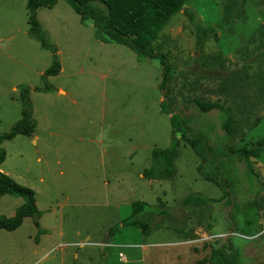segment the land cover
Listing matches in <instances>:
<instances>
[{
    "label": "rangeland",
    "instance_id": "374dc122",
    "mask_svg": "<svg viewBox=\"0 0 264 264\" xmlns=\"http://www.w3.org/2000/svg\"><path fill=\"white\" fill-rule=\"evenodd\" d=\"M26 2L0 0V134L20 119L21 85L31 88L36 128L0 144V171L34 191L43 233L30 217L0 229V264H209L211 242L230 237L227 252L242 247L246 264H264V149L247 160L227 152L264 138V0H189L184 9L202 25L232 22L201 50L184 10L169 19L154 43L176 70L169 114L160 107L159 61L96 40L92 20L81 21L65 0L37 9L61 68L47 77L49 92L34 90L45 86L52 54L28 35ZM172 113L209 143L195 151L179 139L175 174L147 179L151 150L169 145ZM198 166L220 169L227 193ZM189 194L207 203L185 208ZM136 201L172 214L143 236L122 226ZM22 203L0 196V216Z\"/></svg>",
    "mask_w": 264,
    "mask_h": 264
},
{
    "label": "trees",
    "instance_id": "16d2710c",
    "mask_svg": "<svg viewBox=\"0 0 264 264\" xmlns=\"http://www.w3.org/2000/svg\"><path fill=\"white\" fill-rule=\"evenodd\" d=\"M57 0H27V23L28 35L35 39L41 48L49 50L52 54V62L46 68L41 76L45 81L43 88L35 87L36 91L49 92L52 87L47 82L48 76H55L60 72V61L57 50L50 43L46 31L42 28L37 19V9L40 7L51 8ZM71 8L79 15L81 21L92 20L93 36L96 40L104 43L120 44L130 48L136 55L139 62L145 59L158 60L162 67V79L158 88L162 93L163 99L160 102L161 112L171 113L167 102L166 89L176 73V70L168 62L166 54L157 50L155 41L167 24L169 19L177 12L184 10L188 19L191 21L195 32V45L202 49L206 41L215 36L221 26H230L231 21L224 18L216 26H204L197 19V16L184 9L189 0H65ZM264 48V46L262 47ZM264 49H260L262 51ZM31 88L28 85H21L19 88V100L21 103L20 119L17 120L8 132L0 134V144L9 141L17 135L31 136L36 128V120L33 117L32 103L29 98ZM203 111L209 110L199 104ZM171 131L170 142L165 148H153L150 152V165L143 170V177L147 179H160L172 177L175 174L174 161L178 156L179 139L189 143L193 150H197L200 143H209V140L203 137L196 129L190 127L178 113H172L169 117ZM224 121L227 123L229 117ZM226 148H222L221 151ZM264 149V138L257 141L247 142L242 148L236 150L228 149V153H234L237 158L247 160L255 156ZM6 157L5 150L0 147V164ZM198 172L207 180L216 183L225 193L230 185L221 177V170L216 175H210L197 168ZM10 195L20 197L23 203L16 209L11 217L0 216V229L13 231L18 228L25 217H30L34 226L38 229V234L43 233L40 228L39 218L42 213L38 209L35 201L34 191L17 183L10 176L0 171V196ZM206 198L200 194H189L183 199L185 208L193 205H205ZM150 215L149 218H138L143 215ZM172 214L168 209L161 206H151L143 201H136L131 204V214L122 220V226L135 225L139 228L143 236L160 228L156 217L169 218ZM116 227L109 229L113 233ZM228 241L211 242L210 256L203 262L209 264H246L242 257V247H237L232 252H227Z\"/></svg>",
    "mask_w": 264,
    "mask_h": 264
},
{
    "label": "water",
    "instance_id": "95a60500",
    "mask_svg": "<svg viewBox=\"0 0 264 264\" xmlns=\"http://www.w3.org/2000/svg\"><path fill=\"white\" fill-rule=\"evenodd\" d=\"M103 241H105V240H103ZM99 247H100V250L102 251V250H103V247H104V245H103V244H101Z\"/></svg>",
    "mask_w": 264,
    "mask_h": 264
}]
</instances>
